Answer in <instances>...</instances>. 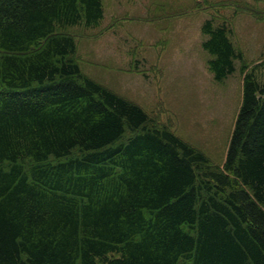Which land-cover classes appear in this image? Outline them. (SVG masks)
<instances>
[{
  "label": "trees",
  "instance_id": "obj_1",
  "mask_svg": "<svg viewBox=\"0 0 264 264\" xmlns=\"http://www.w3.org/2000/svg\"><path fill=\"white\" fill-rule=\"evenodd\" d=\"M102 14L0 0V264H264V57L202 23L214 78L243 73L218 164L81 71L57 28Z\"/></svg>",
  "mask_w": 264,
  "mask_h": 264
},
{
  "label": "rangeland",
  "instance_id": "obj_2",
  "mask_svg": "<svg viewBox=\"0 0 264 264\" xmlns=\"http://www.w3.org/2000/svg\"><path fill=\"white\" fill-rule=\"evenodd\" d=\"M97 25L61 26L81 71L135 102L220 164L238 112L243 73L216 80L202 23H226L249 67L264 57V0H101ZM59 29V30H58ZM262 78H264V70Z\"/></svg>",
  "mask_w": 264,
  "mask_h": 264
}]
</instances>
